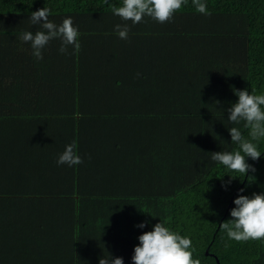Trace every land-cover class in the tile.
Returning a JSON list of instances; mask_svg holds the SVG:
<instances>
[{"label": "trees", "instance_id": "obj_1", "mask_svg": "<svg viewBox=\"0 0 264 264\" xmlns=\"http://www.w3.org/2000/svg\"><path fill=\"white\" fill-rule=\"evenodd\" d=\"M202 2L206 15L185 0L168 22L145 16L133 24L112 12L122 0H0V81L57 68L60 79L72 78L65 83L70 88L101 89L96 97L106 95L108 108L97 112L113 113L118 137L134 148L125 175L116 170L118 181L103 183L97 199H79L73 222L66 223L70 234L48 231L36 241L35 232L20 235L17 219L2 223L0 264H98L108 255L132 264L138 237L159 222L189 238L201 264H264V239L236 242L219 226L231 219L238 195L264 192V137L253 141L261 157L246 158L254 173L232 172L211 159L238 150L229 128L249 138L244 122L230 123L222 111L237 101L234 92L264 94V0ZM43 7L57 25L72 18L80 47L62 54L60 40L53 39L41 49L42 59L26 60L23 53L33 50L21 34L40 30L29 17ZM117 24L129 26L127 39L114 31ZM42 102L41 109L49 105ZM9 111L1 102L0 115ZM141 223L144 228L136 227ZM61 236L71 239L62 243ZM36 245L38 258L31 255Z\"/></svg>", "mask_w": 264, "mask_h": 264}, {"label": "crops", "instance_id": "obj_2", "mask_svg": "<svg viewBox=\"0 0 264 264\" xmlns=\"http://www.w3.org/2000/svg\"><path fill=\"white\" fill-rule=\"evenodd\" d=\"M23 54H29L26 60L34 58L32 52ZM70 80L60 79L59 69L48 68L37 75L26 72L22 80L0 81V103L11 110L0 115V225L17 219V225H22L20 235L35 232L36 241L48 231L70 234L73 228L66 223L73 222L79 199H97L94 192L104 191L99 188L103 183L118 181L113 178L116 170L124 174L129 165L124 164L125 158L134 149L133 141L118 137L120 120L113 113L97 112L108 108L106 95L96 97L101 89L92 91L83 84L80 92L76 83L74 89L65 84ZM47 100L49 105L39 108V101ZM73 142L83 162L58 166L59 155ZM79 182L81 196L75 188ZM60 239L67 243L71 237ZM31 252L37 258L42 253L37 245Z\"/></svg>", "mask_w": 264, "mask_h": 264}, {"label": "clouds", "instance_id": "obj_3", "mask_svg": "<svg viewBox=\"0 0 264 264\" xmlns=\"http://www.w3.org/2000/svg\"><path fill=\"white\" fill-rule=\"evenodd\" d=\"M104 3L107 4L108 0H104ZM184 3L185 0H122V6H112V12L122 20L131 21L133 24L141 22L145 16L159 23H165L172 19L173 14L180 10ZM192 4L198 13L208 14L207 5L202 0H192ZM49 14L50 10L46 7L32 12L30 21L32 25H39L40 30L34 34L31 31L21 34L24 42L31 43L32 54L37 59H42L41 49L53 39L60 40L59 51L62 54L67 52L69 46L75 50L80 47L78 30L73 27L72 18H65L57 25L49 19ZM114 31L120 39H127L129 26L117 24L114 26ZM234 95L237 101L222 111L227 112V121L230 123L243 121L249 138H246L239 128H229L231 143L236 144L238 150L212 153L211 159L232 172L246 175L249 171L255 172V168L246 163V158L256 161L261 157V152L257 150V145L253 141L264 137V108H262L264 94H250L248 89H245L235 91ZM75 149V142L66 145L56 161L57 165L66 164L71 167L81 164L83 161ZM231 179L228 184L231 183ZM222 187L226 189L227 185ZM233 204L234 207L230 210L231 219L219 224L227 237L236 242L264 239V192L253 193L251 197L238 195ZM136 227L142 229L145 224L141 223ZM138 240L139 246L133 249L132 264H201L198 258L193 259V253L189 250L192 241L172 232L164 223H156L151 231L140 235ZM98 264H123V259H113L108 255L100 258Z\"/></svg>", "mask_w": 264, "mask_h": 264}, {"label": "water", "instance_id": "obj_4", "mask_svg": "<svg viewBox=\"0 0 264 264\" xmlns=\"http://www.w3.org/2000/svg\"><path fill=\"white\" fill-rule=\"evenodd\" d=\"M205 254L207 255V252Z\"/></svg>", "mask_w": 264, "mask_h": 264}]
</instances>
